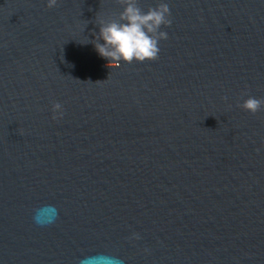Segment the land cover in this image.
<instances>
[{
    "label": "water",
    "instance_id": "water-1",
    "mask_svg": "<svg viewBox=\"0 0 264 264\" xmlns=\"http://www.w3.org/2000/svg\"><path fill=\"white\" fill-rule=\"evenodd\" d=\"M161 2L111 67L118 0H0V264H264V0Z\"/></svg>",
    "mask_w": 264,
    "mask_h": 264
},
{
    "label": "clouds",
    "instance_id": "clouds-1",
    "mask_svg": "<svg viewBox=\"0 0 264 264\" xmlns=\"http://www.w3.org/2000/svg\"><path fill=\"white\" fill-rule=\"evenodd\" d=\"M118 3L124 6L119 19L110 21L102 19L98 24L100 31L93 41L98 53L110 61L111 67H120L121 62L142 63L157 60L161 51L159 42L168 39V33L161 28L172 24L169 5L161 2L145 12L139 6L138 0H118ZM57 4L58 0H47L48 8H53ZM224 99L227 100V97ZM240 106L255 115L264 111V98L249 96ZM63 115L62 104L54 103L53 119L63 118ZM133 238L139 239V234H134Z\"/></svg>",
    "mask_w": 264,
    "mask_h": 264
}]
</instances>
